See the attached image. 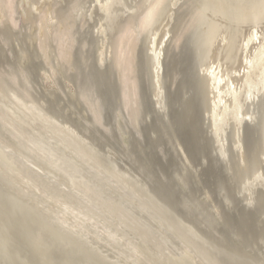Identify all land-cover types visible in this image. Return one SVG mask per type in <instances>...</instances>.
Segmentation results:
<instances>
[{"label":"bare ground","instance_id":"bare-ground-1","mask_svg":"<svg viewBox=\"0 0 264 264\" xmlns=\"http://www.w3.org/2000/svg\"><path fill=\"white\" fill-rule=\"evenodd\" d=\"M29 19H30V22L27 23L26 21H28ZM68 19L70 21H68ZM75 24L78 25V29H81L82 27H86L87 28V29L85 28L86 31H88V33L91 35L92 40L94 41V44H95V50H93V53L95 51L96 56L91 51L90 52L92 55L89 53V49L93 43H91V46L89 44L84 45L83 44L84 41L82 40L80 42L82 43L81 46H79L80 43H78V45L76 46L77 48L79 46V49L84 50V48H86L85 46H87L86 49H88V53L90 54V55H86L87 52L85 51L86 54L84 55V53L82 52L84 55V58H82L81 60L83 61L84 59V62L88 64L93 59L95 60V57H96L97 64H94L96 62L94 61V63H91L92 67H93V64L95 66L97 65V67L98 65L100 67H103V66L113 67L111 68V70L114 69L117 71L116 73H113L114 71L112 70L113 72L111 74L113 75L117 73L119 74V80L117 78L119 86L117 84V87L120 88V90L116 87L117 92L119 93V100H118L119 103L117 102V100L116 102L119 104L118 106L121 110L120 113H122V115L127 118V119L126 118L124 119V117H122L123 118L122 120L129 121L130 127L132 126L131 128H133L134 127L133 125H135V123L137 122L139 123H137L136 125L141 123V126H142V123L145 120L140 122V119L138 118L140 116H142L143 119L146 118L145 114L146 113L149 114L151 112V109L149 106L147 108V106L143 102V104L146 106L145 107L143 105V108L145 107L148 111L150 110L149 112H147V110L145 109L146 113L144 114L145 117H143V115L141 114L142 110L140 109L141 107L140 105L142 104L141 102L144 101V99H147L148 97H149L148 102L151 108L153 109L152 112L157 113V115L163 117L166 120L172 116V111L175 112L176 109H179V106L182 108L184 105H189V104L196 105L198 103L199 106H196V108L197 110L199 108L200 116L202 120L200 122H202L204 127L203 126L201 127L199 125L198 119H196V121H198L197 124L194 123L195 118L197 117L194 118L192 116H194L193 114L195 113L190 115L192 118H194V121L191 119V122L193 121L192 123H194L195 125H199V127L205 129L207 137L202 136V134H199V135L202 136L203 138H206V139L208 138V140L210 141V143L209 142L208 143L211 144V152L214 154L213 156H215L219 164L221 162V164H224V167L226 166V170H227V167H229L231 171L232 170L234 171L235 176L231 173V171L230 173L234 177H236L237 195L241 199V202L244 203V206L246 208H252L256 204L260 205L261 203L260 201L264 198V0H0V31L6 27L5 29L8 28L13 32V33L11 32L12 33L11 36L13 34H16V37L15 35L12 37H14V39L17 38L16 39L17 41L15 40V42L17 43L18 47H21L19 49L20 54H18V51L16 52L20 58H22L23 55L26 54V52L28 54L29 51L27 50H29L28 49L29 47H26V46H28L27 40H29V42H32V46L34 45L35 47L34 50L36 51L37 55L43 57L44 60L48 58L47 57L48 53L56 50V54L55 52H53L56 57V61L68 59V61L70 62L71 56L69 55V53L72 54L73 51L75 50L74 49L72 52H70L71 51L70 49L72 45H74L73 42L76 40V38L78 39V36H79V35L76 36V38H74L75 40L72 39L73 42H71L72 35L78 32V30L77 32L75 30V32L71 34L73 30L72 26L74 25L75 27L76 26ZM7 32L10 33L9 30ZM80 32L81 30H79V33ZM3 34H6V33H3ZM83 34H82V37L85 36V39H86L88 36L86 37V35H83ZM0 35H2V33ZM88 40L90 41L91 39H88ZM25 41L27 44L25 43ZM32 46L30 47L32 48ZM48 47H50L53 50H50L49 48V52H47ZM7 48H9V46ZM77 48L76 50H79ZM91 48L94 49V46ZM11 50H13V48ZM14 50L16 51V48H14ZM82 50H79V51H82ZM33 53L31 55H33ZM36 53H35V56H36L35 58L37 59ZM77 53L80 56L82 55V53L81 54L79 52ZM51 54L52 53H50V55ZM10 55H13V53L11 52ZM93 55L95 57L91 60ZM87 56H90V57L87 58ZM51 57H54V56L52 55ZM18 58L16 57L15 59L18 61ZM23 58L27 60L28 56L26 55ZM33 58L34 57H32V60ZM86 58L88 60H86ZM30 60H31V57H30ZM40 60L42 61L41 64H43L42 58ZM19 61H21V59H19ZM48 61L49 60H47V62ZM7 62L8 61H6V64ZM57 62L60 63V61H57ZM64 62L66 63L67 61H63V63ZM81 62H78V63L81 64ZM63 63L61 61L60 66ZM37 64H39V62ZM51 65L49 67H51V70H52V68L55 66L52 65L53 66L52 67ZM64 66L65 64H63V68ZM42 67L40 70L43 69L42 71L45 74L44 75L45 81L47 80L49 81L52 77V76L50 77L49 75L50 68L48 67L49 69L48 68L45 69L47 65L45 68L44 67L42 68ZM78 67L79 66H77L76 68L78 69ZM181 67H183L184 70H187L189 75L186 73L184 74V72L179 73V71L182 70V69H179ZM5 68L7 69V67ZM86 68L88 69V67ZM70 69L71 68H68L67 71L70 72ZM97 70L99 69L97 68L92 71H97ZM55 71L52 73H57V70ZM5 72H8V71H5ZM11 72L13 73V71ZM108 72H109V69H108ZM138 74L142 76L145 87H142V84L139 85V82L141 81H139L140 76L138 77ZM113 75H110V76H113ZM185 75H187L188 78L189 77L193 78L194 83H195L193 86H190L192 85L190 84L191 81H189L188 83L190 84L189 85L190 87H187L186 84L185 86L182 83L183 78H185L183 82H187L188 80V78ZM60 76H61V73L59 77ZM59 77H54L57 79H54L53 82L55 80L58 81ZM109 77L107 78L110 79ZM35 79L33 81L31 78L33 82H36ZM114 79L116 78H114L113 76L112 80ZM18 80H21V79L19 78ZM96 80H98V78ZM57 81L54 82L56 86L62 85L60 83L57 85L56 84ZM67 81H72V80L68 79ZM73 81L74 83H72V85L73 84L77 85L75 83V80ZM110 82L111 80L109 81V83ZM68 83L71 84V82H68ZM82 84L83 83H81V85ZM85 84L87 83H84V85ZM105 84L106 86L108 85L107 83ZM75 85H73V87ZM15 86H18V85H15ZM64 86L63 88H61V92H62V89H63V92H65ZM109 86H111V83L109 84ZM112 86H113V90L115 91V88H114L115 82L112 83ZM87 87L85 86L84 90ZM92 87L90 86L91 89ZM141 87L142 89L144 88L145 92L148 95L146 98L144 97L146 94H144L143 90H140ZM79 88L78 89L77 87L75 88L76 92L77 90H80ZM13 89L11 90V88H9L7 90L9 93L8 98H7L8 102H5V100L1 101L0 99V126H1L0 128H2L5 131V133L8 135V137H11L16 144V147H13L10 145V143H7L6 140L0 141V220H1L0 222H1V225L2 224L4 225V228L2 229L1 227L3 226L0 225L1 226L0 227V250L4 252L6 251L7 253H9L11 252L10 247H12V245H13L12 249L13 248L16 249L18 246V248L23 247V250L25 251L24 245H25V248L28 249V250L26 249L27 251L25 252H23V250L22 251L20 250L19 252L21 254H18L19 253L17 252L18 249L16 251L13 250L15 251L14 256H13L14 252L13 251L11 252L12 255L11 257L10 256L9 257L12 261H14L13 262L14 264H20V260L24 258V255H25L24 253H27V252H28L27 256L26 255L25 256L28 258V254H29V258H31L34 255L32 258L34 262L36 261L35 262L36 264L47 263L48 261L43 263L46 260V258H49V259L51 258L52 261H54V259L57 260V262L54 261L55 264H145V263H148V264H233L236 262L238 264H242L241 260L237 256L229 260V256H228L229 254L221 250L222 248L218 249L215 244L211 243L208 240L207 237H204L206 234L203 236L202 235L203 233H201L199 229L195 228L196 227L195 225L194 227L192 226V223L189 224L188 221L183 219V217L180 216V215H183L181 214L180 211H178L180 212L179 214L177 213V211L175 212L173 211V209L171 210L167 205H164V201L162 204L161 203L162 200L159 201L151 193L146 183H143L140 179H138V177L135 176L136 174L132 175L133 171L128 170V167L126 166V164L125 166L123 165V167H121V165L118 163L119 160L117 159L118 160L117 161L115 159V155H113L112 153V147L115 149L116 147L112 145V147L107 146L108 148L106 147V150L103 148L102 150L101 148L100 150L97 149L96 146L99 145L101 142L99 141L100 142L99 144L96 143V146L92 145L91 142L88 141L87 137L83 136L82 133L78 131V129L72 124L73 118L69 119L72 122L69 120L68 122L67 120L65 119L63 120L62 118L60 119L58 116L54 115V113L52 114L50 113V111L49 112L47 111L46 104L44 106L45 108L42 106L43 104L41 103L43 101L37 102V99L36 101H34L35 100L34 98H33L34 100H32V98L25 99L23 98L24 95L22 96L21 92L20 93L17 92L15 90L16 88L14 90ZM53 90L51 91L53 92ZM87 90L88 88L86 89V91ZM95 90L92 89L93 91L92 92L89 89V92H92L93 95L88 94V92L85 91V94L83 95V92H82L80 97L81 99H83V102L87 104V106L89 105L88 110L91 112V116H92V117L89 116V119L92 118L91 120L94 123V125L95 124L98 125V126L95 125L97 127L96 129H100L99 125L103 127V125L101 124L102 123L101 121H103L101 118L103 117H101L102 115L99 114V111H100L99 109L101 108L100 107L97 108V107L102 101L100 103H97L99 101L95 99L97 101L95 102V100L93 99L96 97V96L93 97L95 95L94 94ZM107 90L108 88L105 91ZM51 91H49L50 96H51L50 94ZM140 91L142 93H140ZM54 92L53 94H55L56 96L58 92L56 93ZM67 93L69 94L68 91ZM114 93L111 92V94L113 95V98H115ZM181 94H183L182 97H181ZM46 95L48 96V94ZM77 95L75 96L73 95L72 97L73 98L75 97L77 100L78 99L76 97ZM140 95L141 97L144 95L143 96L144 99H142L141 102H140L141 100ZM177 95H180V97L178 98ZM85 96L88 97V100L87 98H85ZM99 96L101 97L100 93H99ZM3 98L5 99V97ZM65 98H67V95ZM70 99L72 100V98ZM91 99H93L95 103H93V100ZM89 100H90V103H89ZM80 101L81 100H79L77 103H80ZM113 101H110L109 103L111 104V106L106 105L109 102V101L108 102L106 101L107 103L106 104L104 103L106 108L108 106L114 107ZM61 102L63 103V101ZM67 102L68 101H66V103ZM80 104H82V101ZM95 104H98L97 107ZM64 106L66 105L64 104ZM72 107H70V109ZM74 107L76 108V105ZM82 108L85 111L84 106H82ZM187 108H186V111H187ZM66 109H68V107ZM111 109H112L111 112H113V108ZM116 109L118 108L115 107V110ZM115 110L114 112L116 113ZM145 110L142 111V113L145 112ZM192 110H193V107H192ZM197 110L196 111L193 110V111L197 112ZM85 112H88V111H85ZM115 113L113 114L115 115ZM155 113H153V115ZM185 114L188 115V112ZM119 115L121 116V114ZM153 115L149 114V116H153ZM186 116H185V119L189 118L190 120V116L189 117H186ZM69 117L70 116L66 118L68 119ZM79 117L80 119L82 118L81 116ZM158 117L157 118L155 117V118L159 120ZM178 117L176 116V118ZM146 119H148V117ZM149 119H154V118L149 117ZM149 119L146 121L149 122ZM185 119L183 118L184 121ZM85 120H88V119H85ZM152 121L151 123L153 125L155 121L154 122ZM87 122H89V120ZM183 122H181L180 124H183ZM191 122L189 121V123ZM130 123L133 125H131ZM84 124L85 123H83V126H85L87 123L85 125ZM124 124L127 125L126 123ZM169 125H170V122H169ZM174 125L176 124H173V126ZM119 126H117V128ZM169 127H171V125ZM183 127H185V125ZM80 128H82V125ZM145 128H147V126H145ZM153 128L154 126H151L152 130ZM103 129L106 130V128L104 127ZM128 129L129 128H127L126 130L130 132L129 131L130 129L129 130ZM151 129L149 131H151ZM158 129L159 130L161 129L162 131V127ZM176 129H174L175 132H176ZM192 129L194 130V127L193 128L191 127L190 131ZM110 131L108 132L110 133ZM138 131H140V129ZM197 131H198V127H197ZM132 132H135V131H132ZM184 132L185 131H183V133ZM202 132L204 131L202 130ZM111 133L113 134L112 131ZM137 133L141 134L140 132H136V134ZM136 134H135V137L133 135V139L136 138ZM160 134L162 135V132ZM113 135L117 136L116 133ZM130 135L131 133L129 134V136ZM151 135L152 134H150V136ZM199 135L196 136V138L199 139L200 138ZM100 136H103V135L100 134ZM140 137H142V135L139 136V139ZM189 137L191 138L193 136L190 135ZM133 139L131 138V140ZM176 139L174 138V140ZM106 140L110 142L109 141L110 139H106ZM198 141L202 142L201 139H199ZM143 142L145 143L147 141H143ZM197 143L199 144V142ZM186 144L187 143H185V145ZM185 145L184 147L186 148V146L191 145V143L187 144L186 146ZM193 145L196 146V142ZM194 146L193 148L195 149ZM178 148H179V154L181 156L179 158H181V161L184 164L187 163L189 155L188 154H187L188 156L186 155L185 150L183 149L182 145H178ZM194 149L190 148L189 150L194 151ZM99 151L100 152L103 151V157H106L105 159L102 160L101 158L102 153L100 154ZM142 151H145V150H142ZM197 151L200 152V150H197ZM164 153L166 154L167 152H164ZM171 154H172V151H171ZM189 154L192 155L191 152ZM193 155L192 156L195 157V154ZM136 157H141V156L139 154ZM206 157H209V156H206ZM121 159L120 161L122 162ZM127 159L128 158L126 157L125 160ZM216 159L215 161L217 164ZM148 160H150V156ZM189 161L191 162L190 159ZM123 163H126V162L123 161ZM195 167H196V164H195ZM153 169L155 168L153 167ZM191 170H189V173ZM152 175L154 176V173ZM234 179L231 180V177H230L229 180L235 181ZM190 181L192 180H189L188 182ZM177 182H178V179H177ZM10 184H12L13 187L17 190L16 195L18 196L19 194L20 196V197L18 196L19 199L18 197L12 194H9V192H7L5 188L2 187L3 185L4 187L10 186ZM177 184H179V182ZM195 188H198V186ZM225 190L227 191V189H224L223 191L225 192ZM179 191H178V194H179ZM195 192L196 191H194V193ZM221 197L223 198L224 196H221ZM227 197L225 196V198ZM210 200L212 201V198ZM181 202L183 201L181 200ZM187 202L189 201L187 200L186 203ZM214 203L211 202L212 206ZM189 205L191 204H188V206ZM172 206L171 208H173ZM197 207H198V204H197ZM232 209L231 211H233ZM175 210H178V208ZM212 210L213 209H211V211ZM211 215H214L213 212H211ZM15 218L17 220L19 219V221L21 222L19 223L21 225L20 224L18 225V223L15 221ZM262 218L264 220V216ZM2 221L4 222L2 223ZM11 222L13 224L12 226L8 224ZM15 222L17 223V225H14ZM222 222H223V219H222ZM241 222H243V219ZM5 225L6 226L9 225V227L5 228ZM14 226L15 227L17 226V228H14ZM223 226H225V224ZM10 227H13V229H11ZM18 228H20L19 232L16 231L18 230ZM7 229L8 231L10 230L11 234L14 233V235L16 234L18 235V233H20V230H21L22 236L21 235H19V237L17 236L18 242L16 239L15 241L17 243H19V241H22V243L24 244L20 242L22 246H19L21 244H17V246L16 244L10 245L14 241V237H13V234L12 235L8 234ZM5 230L7 231L6 235H5ZM11 230L16 231L17 233L12 232ZM217 233L219 232L217 231ZM5 236L7 237V239ZM9 237L13 238V241L10 240ZM20 237L23 239H21ZM231 238H234V237H231ZM240 238L242 239V237ZM219 242L220 241H218V243ZM232 242L234 243L236 242V240L235 241L232 240ZM232 242L230 241V243ZM230 243L226 242V244L231 246ZM233 243H232L231 248L235 246V245L233 246ZM236 244H237V247H236L237 249L239 248L238 245H240L241 243L239 242V244L238 243ZM251 244H252V241H251ZM263 246H264V243H263ZM234 249L235 247L232 250ZM249 250H247L246 252H248ZM252 251L253 249L251 250V252ZM51 252L54 253V256L56 254V257L52 258L53 255L51 257V254H52ZM259 252H260V249H259ZM0 254L2 253L0 252ZM39 255L40 257L43 256L42 259L45 257L44 258L45 260L37 262L39 260L38 259L39 257L37 258V256ZM257 255H254L253 258H255V256ZM12 256L13 257L19 256L18 258H21V259H18L16 257L14 259ZM259 256L261 255L259 254ZM34 257H36L38 260ZM29 258H28V261H29ZM260 258H262V261H263V256H261ZM34 262H30L29 264H33ZM54 263L49 262V264H54Z\"/></svg>","mask_w":264,"mask_h":264},{"label":"rangeland","instance_id":"rangeland-1","mask_svg":"<svg viewBox=\"0 0 264 264\" xmlns=\"http://www.w3.org/2000/svg\"><path fill=\"white\" fill-rule=\"evenodd\" d=\"M68 21H70L69 19H68ZM27 23L28 22H30V19L28 20V21H26ZM32 23V22H31ZM76 25V24H75ZM72 26V25H71ZM77 27V28H76ZM4 28V27H3ZM6 28V27H5ZM2 29L1 31H0V34L2 33V35H0V36H2V37H0V47H2V48H0V51L2 52V54H1V52H0V99H1V101H3V100H5V102H8L7 101V98H8V89L9 88H11V90L14 88H16L15 90L17 91V92H21V94H22V96L24 95V97L23 98H28V99H30V98H32V100H34V101H36V99H37V102H39V101H43L41 104H43L42 106L44 107L45 106V104H46V108H47V111L49 112L50 111V113H54V115H56V116H58L60 119L62 118L63 120L65 119V120H69V119H72V121L71 120H69V121H71L72 122V124L78 129V131H80L81 133H82V135L83 136H85V137H87V139H88V141H90L91 142V144L92 145H94V146H96V143H100L99 145H97L96 146V148L97 149H99L100 150V148H101V150H102V148L103 149H105L106 150V147L108 146H110V147H112V145L114 146V147H116V149L115 148H113L112 147V153H113V155H115V159L118 161V163L121 165V167H123V165L125 166V164H126V166L128 167V170H130V171H133L132 172V175H135L136 177H138V179H140L143 183H146L147 185H148V187H149V189H150V191H151V193L159 200V201H161V203L163 204V201H164V205H167L171 210L173 209V211H177V213H179L180 214V212H181V214H183V215H180L181 217H183V219H185L186 221H188V223L190 224V223H192V226H194L195 228H197V229H199L200 230V232L201 233H203L202 235L204 236L205 234V236L204 237H207L208 238V240L211 242V243H213V244H215L216 245V247L218 248V249H221V250H223L224 252H226V253H228L229 255V260H231V259H233V258H235L236 256L241 260V262H242V264H264V255H263V253H264V246H263V243H264V220H263V216H264V198L260 201L261 203H260V205L259 204H256L254 207H252V208H246L245 206H244V203L243 202H241V199L238 197V195H237V183H236V177H234L235 176V173H234V171L232 170H230L229 169V167H227V170H228V172H227V170H226V166L224 167V164H221V162H220V164L222 165H220L219 164V162H218V160L215 158V156H213L214 154L211 152V144H209L210 143V141L208 140V138L206 139V138H203L202 136H206V132H205V129L204 128H201L202 126H203V124H202V122H200V121H202L201 120V116H200V111H199V108H198V110H197V108H196V106H199L198 105V103L195 105V104H189V105H184L182 108L179 106V109H176V111L178 112V114H177V112L175 111H172V116L169 118V119H164L163 117H161V116H159V115H157V113H155V112H152L153 111V109L151 108V106H150V104H149V100H148V98L147 99H144V97L146 98L148 95H147V93L145 92V90H144V88L142 89V87H145V85H144V82H143V79H142V76L141 75H139L138 74V77L140 76V79H139V81H141V82H139V85H141L142 84V87L140 88V90H143V92H144V94H146L144 97L142 96L141 97V95H140V98H141V100H140V102L142 101V99H144V101H142L141 103V107H140V109L142 110V111H144L146 108V106H147V108H148V106L150 107V109H151V112L149 113L150 115H153V113H155L153 116H149V114L148 113H146V110H145V112H143L142 113V111H141V114L143 115V117H145L146 116V118L148 117V119H149V117H151V118H154V119H149V122L148 121H146V120H148V119H146V118H142V116H140L138 119H140V122L141 121H144L143 123H142V126H141V123L140 124H138V125H136L137 123H139V122H137V123H135V125H133V124H131V125H133L134 127L133 128H131L130 127V125H129V121H124V120H122L123 118L122 117H124L123 115H122V113H120L121 112V110H120V108H119V102H118V100H119V93L117 92V84H118V86H119V83H118V80H119V74L117 73V74H111L113 71V73H116V71L117 70H114V69H112L111 70V68H113V67H109V66H107V67H105V66H103V67H100L99 65H98V67H97V65L95 66L94 64H97V61H96V55H95V51H94V53H93V50H95V44H94V41L92 40V37H91V35L88 33V31H86V27H82L81 29H78V25H76L75 27H74V25L72 26V32H71V34H73L74 32H75V30H76V32H77V30H78V34L77 33H74L73 35H72V37H71V40L73 39V40H75L74 38H76V36H78V39L76 38V40H78V41H74L73 42V40L71 41V42H73L74 43V45H72V47H74V48H72L71 47V51L70 52H72L74 49V51H73V53H75V54H73V55H75V56H73L71 53H69V55L71 56H68V57H70V62L68 61V59L67 60H57V61H60V63L59 62H57L56 61V57H55V55H54V53L53 52H55V54H56V50L55 51H53V52H50V53H52L51 55H50V53H48V55H47V57L49 58H47L46 60H44V58L43 57H41V56H39V55H37V53H36V51L34 50L35 49V47H34V45L32 46V42H29V40H27L28 41V46H26V47H29L28 49L29 50H27V51H29L28 52V54L30 55V57H31V60H30V57H29V55L27 54V52H26V54L25 55H23V57L24 56H28V59L26 60L25 58H20L19 57V55H17V51H18V54H20V52H19V49L21 48V47H18V45H17V43L15 42V40L17 39H14V37H12V36H14L15 35V37H16V34H13L12 36H11V34L13 33L10 29H8L9 31H10V33L9 32H7L8 30L7 29ZM80 28V27H79ZM86 28V29H85ZM3 30H4V32H3ZM79 30H81V32L79 33ZM84 30V31H83ZM6 31V32H5ZM83 31V32H82ZM12 32V33H11ZM87 33V34H85V33ZM3 33H6V34H3ZM84 33V34H83ZM8 34V35H7ZM76 34V35H75ZM82 34L83 35H86V37L88 38V39H91L90 41L87 39H85V36H83L82 37ZM3 35H4V37H3ZM7 37V39H6V37ZM10 38H9V37ZM91 38H90V37ZM12 37V38H11ZM19 37V36H18ZM3 38V39H2ZM83 38V39H82ZM10 39V40H9ZM27 39V38H26ZM81 40L82 41H84L83 42V44L85 45H87V44H89L90 46H91V43H93L92 44V46L91 47H93L94 46V49H92L91 47H90V49H89V53L91 54V52L95 55H93V57L91 58V60L95 57V60L93 59L91 62H89L88 64L86 63V62H84V59H83V61L81 60L82 58H84V55L86 54V52H87V54L86 55H90L89 53H88V49H86L87 48V46H85L86 48H84V50H82V49H79V46H81V44L82 43H80L81 42ZM86 40V41H85ZM2 41V42H1ZM17 41V40H16ZM10 42V43H9ZM77 42V43H76ZM90 42V43H89ZM25 43H26V41H25ZM30 43H31V45H30ZM78 43H80V45L78 46V48L76 47L77 45H78ZM4 44V45H3ZM13 44V45H12ZM27 44V43H26ZM70 44H72V43H70ZM6 45V46H5ZM9 46V48H7L8 46ZM5 46V47H4ZM15 46V47H14ZM21 46V45H20ZM24 46V47H25ZM30 46H32V48L30 47ZM25 47V48H26ZM89 47V46H88ZM5 48V49H4ZM13 48V50H11V49ZM14 48H16V51L14 50ZM32 50H31V49ZM49 48L50 47H48V50H47V52H49ZM76 48L77 49H79V50H82V51H79V50H76ZM8 49V50H7ZM4 50V51H3ZM50 50H53V49H51L50 48ZM7 51V52H6ZM9 51V52H8ZM15 51V52H14ZM76 51V52H75ZM86 51V52H85ZM91 51V52H90ZM4 52V53H3ZM11 52L13 53V55H10L11 54ZM34 52V53H33ZM77 52H79L80 54L83 52L84 53V55H83V53H82V57L77 53ZM10 53V54H9ZM33 53V55H31ZM35 53H36V55H37V59H38V61H37V59L35 58L36 56H35ZM3 54H4V56H3ZM2 55V56H1ZM15 55H16V57L18 58V61L15 59L16 57H15ZM54 56V57H51V56ZM92 55V54H91ZM50 56V57H49ZM73 56V57H72ZM8 57V58H7ZM11 59H10V58ZM32 57H34L33 58V60H32ZM42 58V60H43V64H41V58ZM75 57V58H74ZM76 57H77V59H76ZM81 57V58H80ZM86 57V56H85ZM88 57H90V56H87V58ZM40 58V59H39ZM55 60H54V59ZM74 58V59H73ZM80 60H79V59ZM86 58V60H88ZM8 59V60H7ZM19 59H21V61H19ZM24 59V60H23ZM10 60V61H9ZM13 60V61H12ZM35 60H36V62H35ZM40 60V61H39ZM47 60H49L48 62H47ZM74 60V61H73ZM79 60V61H78ZM6 61H8L7 62V64H6ZM33 61V62H32ZM46 61V62H45ZM54 61H56V62H54ZM61 61H62V63H63V61H67L68 62V64H67V62L65 63H63V64H65V66H64V68L66 69V71H65V69L63 68V64L60 66V64H61ZM75 61H77V62H75ZM83 63H82V62ZM94 61H96L95 63H94ZM17 62V63H16ZM39 62V64H37ZM52 62H53V64H52ZM78 62H81V64L80 63H78ZM31 63V64H30ZM34 63V64H33ZM47 63H49V64H47ZM77 63V64H76ZM84 63H86V64H84ZM91 63H94L93 64V67L91 66ZM35 64H36V66H35ZM44 64H46L47 65V67H46V65H44ZM53 66H55V67H53ZM70 64H72V65H70ZM81 66H80V65ZM28 65H30V66H28ZM32 65V66H31ZM52 66L55 70H57V73H52V72H54L55 70L52 68V70H51V67H49V66ZM68 65V66H67ZM74 65H76V66H74ZM85 65V66H84ZM87 65V66H86ZM9 66V67H8ZM22 66V67H21ZM25 66V67H24ZM27 66V67H26ZM46 67L45 69H47L48 67L50 68H48L50 71V73H49V75H50V77L52 76L53 77V75H54V77H59V75H60V73H61V78L59 77L58 78V81L57 80H55V81H57V85L60 83V84H62V85H58V86H56L55 84H54V82H53V80L54 79H57V78H54L53 77V79H52V77H51V79H52V81H51V79L48 81H45V74H44V72L42 71V70H40L41 69V67ZM58 66H59V68H58ZM73 66V67H72ZM77 66H79L78 67V69L76 68ZM89 66H90V68H89ZM3 67V68H2ZM5 67H7V69L5 68ZM15 67V68H14ZM18 67V68H17ZM31 67V68H30ZM37 68V70H36V68ZM42 67V68H43ZM63 69H62V68ZM86 67H88V69L86 68ZM99 69V70H97V71H92V70H95V69H97V68ZM104 67H105V69H104ZM9 68H11V69H9ZM14 68V69H13ZM26 68V69H25ZM33 68V69H32ZM58 68V69H57ZM68 68H71L70 69V72H71V74H70V72L69 71H67L68 70ZM82 68H84V69H82ZM94 68V69H93ZM103 69V70H101V69ZM4 69V70H3ZM16 69V70H15ZM39 69V70H38ZM82 69V70H81ZM108 69H109V72H110V74H109V72H108ZM179 69H182L181 71H179V73H183L184 72V74L186 73V74H188V71L187 70H184V68L183 67H181V68H179ZM25 70V71H24ZM33 70V71H32ZM54 70V71H53ZM60 72H59V71ZM79 70H81V71H79ZM83 70H85V71H83ZM5 71H8V72H5ZM11 71H13V73L11 72ZM40 73H39V72ZM64 73H63V72ZM88 71V72H87ZM102 71V72H101ZM186 71V72H185ZM2 72V73H1ZM10 72V73H9ZM14 72H15V74H14ZM28 72V73H27ZM34 72V73H33ZM36 72H37V74H36ZM48 72V71H47ZM56 72V71H55ZM66 72V73H65ZM87 74V76H86V74ZM107 72V73H106ZM17 73V74H16ZM30 73V74H29ZM69 73V74H68ZM74 73V74H73ZM77 75H76V74ZM140 73H142V72H140ZM2 74V75H1ZM11 74V75H10ZM27 74V75H26ZM53 74V75H52ZM63 74V75H62ZM68 74V75H67ZM5 75V76H4ZM8 76V78H10V79H8L7 78V76ZM22 76V78H21V76ZM25 75V76H24ZM34 75V76H33ZM66 75V76H65ZM74 75H76V76H74ZM107 75V76H106ZM110 75H113L114 76V78H116V79H114V80H112V77L113 76H110ZM189 75V74H188ZM4 76V77H3ZM13 76V77H12ZM18 76V77H17ZM36 76V77H35ZM37 76H39V77H37ZM73 76V77H72ZM78 76V77H77ZM83 76V77H82ZM110 76V77H109ZM186 77H187V75H185ZM2 77H3V79H2ZM7 79H6V78ZM15 77V78H14ZM24 77V78H23ZM28 79H27V78ZM66 77V78H65ZM72 79H71V78ZM103 77H105V78H103ZM107 77H109L110 79H108ZM21 79V80H18V79ZM31 78H32V80L34 81V79H35V81L36 82H33L32 80H31ZM42 78V79H41ZM44 78V79H43ZM75 78V79H74ZM94 78H98V80H96V79H94ZM117 78H118V80H117ZM188 78V77H187ZM190 78V79H189ZM188 78V80H187V82H183V80L185 79V78H183L182 79V83L185 85H187V87H190V86H193L195 83H194V80H193V78H191V77H189ZM68 79H70V80H72V81H67ZM100 79V80H99ZM102 79V80H101ZM106 79H107V81H106ZM6 80V81H5ZM14 80V81H13ZM16 80V81H15ZM17 80H18V82H17ZM24 80H25V82H24ZM45 82H44V81ZM64 80H66V81H64ZM73 80H75V83L78 85H75V84H73V85H75L76 87H77V89L79 88L80 90H77V92H76V87L74 86L73 87V85H72V83H74V81ZM93 80V81H92ZM111 80V86H109V81ZM5 81V82H4ZM22 81V82H21ZM29 81V82H28ZM39 81V82H38ZM43 81V82H42ZM62 81H64V82H62ZM95 81V82H94ZM99 81V82H98ZM115 82V91L113 90V86H112V83L113 82ZM117 81V82H116ZM189 81H191L190 82V84H192V85H190V84H188L189 83ZM13 82H14V84H13ZM16 82V83H15ZM38 82V83H37ZM68 82H71V84L70 83H68ZM98 82V83H97ZM20 83V84H19ZM43 83V84H42ZM64 83V84H63ZM81 83H83L82 85H81ZM84 83H87V84H85L84 85ZM95 83V84H94ZM102 83V84H101ZM105 83H107L108 85L106 86V84ZM181 83V82H180ZM181 83V84H182ZM51 84V85H50ZM96 84H98V85H96ZM105 84V85H104ZM5 85V86H4ZM14 85V86H13ZM15 85H18L19 86V88H18V86H15ZM65 85V86H64ZM84 85V86H83ZM87 85H88V87H87ZM92 87V85H93V87H92V89H94L95 90V88H96V90L94 91L95 93V95L93 96V97H97V96H99V93H100V95H101V97L99 98V97H95V98H93L94 100L96 99L97 101H99V102H97L96 100H95V102H97V103H100L101 101V103L98 105V104H95L96 105V107H97V105H98V107L97 108H101V109H99L98 111H99V114H101L102 116L101 117H103V118H101L103 121H101L102 123V125H103V127L104 128H106V130H107V132H106V130L105 129H103V127H101L100 125H99V127H100V129H96L97 127L96 126H98V125H94V123L92 122V118H90L89 119V116L90 117H92L91 116V112L88 110V106H87V104L86 103H84L83 102V99H81V97H80V95H81V93L83 92V95L85 94V91H86V89L88 88V90L86 91V92H88V94H92V89L90 88V86ZM96 85V86H95ZM144 85V86H143ZM185 85V86H186ZM190 85V86H189ZM8 86V87H7ZM30 86V87H29ZM43 86V87H42ZM63 86H64V90H65V92H63V89H62V92H61V88H63ZM72 86V87H71ZM85 86L87 87L85 90H84V88H85ZM95 86V87H94ZM104 86H106V87H104ZM55 87V88H54ZM68 89H66V88ZM82 87V88H81ZM105 89H104V88ZM110 87H111V89H110ZM117 87V88H116ZM60 88V89H59ZM108 88V90L107 91H105L106 89ZM13 89V90H14ZM31 89V90H30ZM35 89V90H34ZM46 89V90H45ZM53 89H55V90H53ZM89 89H90V91H92V92H89ZM104 89V90H103ZM119 90H120V88H118ZM10 90V91H11ZM38 90V91H37ZM51 90H53V92L54 93H56V92H58V94H56V96H55V94H53V92L51 91ZM60 90V91H59ZM74 90H75V92H74ZM83 90V91H82ZM99 90V91H98ZM110 90V91H109ZM113 90V91H112ZM118 90V91H119ZM9 91V92H10ZM49 91H51V96H53V97H51L50 95H49ZM67 91L69 92V94L67 93ZM73 91V92H72ZM81 91V92H80ZM98 91V92H97ZM110 93H109V92ZM4 92V93H3ZM79 92H80V94H79ZM97 92V93H96ZM111 92H115L114 93V97L116 98H113V95L111 94ZM117 92V93H116ZM3 93V94H2ZM7 93V94H6ZM41 93V94H40ZM43 93V94H42ZM45 93V94H44ZM60 93V94H59ZM67 93V94H66ZM109 93V94H108ZM140 93H142L141 91H140ZM20 94V95H21ZM27 94V95H26ZM39 94V95H38ZM46 94H48V96L46 95ZM53 94V95H52ZM61 94H63V95H61ZM75 96V95H77L76 97L78 98L77 100H76V98L74 97H72L73 95ZM87 94V93H86ZM87 94V95H88ZM111 94V95H110ZM118 94V95H117ZM6 95V96H5ZM29 95V96H28ZM38 95V96H37ZM45 97H44V96ZM66 95H67V98H65L66 97ZM72 95V96H71ZM86 95V96H87ZM93 95V94H92ZM182 95L183 94H181V97H182ZM41 96H42V98H41ZM61 96H62V98H61ZM63 96H64V98H63ZM69 96H70V98H72V100L69 98ZM85 96V98H87V100H88V97H86ZM3 97H5V99L3 98ZM38 97V98H37ZM41 98V100H40V98ZM47 97V98H46ZM102 97H103V99H102ZM117 97H118V99H117ZM177 97L179 98L180 97V95H177ZM176 97V98H177ZM34 98V99H33ZM59 98H60V100H59ZM39 99V100H38ZM67 99V100H66ZM74 99V100H73ZM93 99H91V100H93ZM102 99V100H101ZM79 100H81L82 101V104H80L81 103V101H80V103H77ZM86 100V99H85ZM94 100H93V103H95L94 102ZM108 102H106V101ZM114 100V101H113ZM116 100H117V102H116ZM49 101H51V102H49ZM61 101H63V103L61 102ZM66 101H68L67 103H66ZM104 101V102H103ZM110 101H113V104H114V107H110L111 106V104H109L110 103ZM58 102V103H57ZM88 102V101H87ZM143 102H144V104L146 105H144L143 104ZM51 103H52V105H51ZM68 103H70V104H68ZM74 103H75V105H76V108L74 107L75 105H74ZM89 103H90V100H89ZM104 103L106 104V105H110V106H108L107 108L109 109H107L106 108V106L104 105ZM112 103V102H111ZM115 103H116V105H115ZM58 106H57V105ZM62 104V105H61ZM64 104L66 105V106H64ZM77 104H78V106H77ZM69 105V106H68ZM84 106V109H85V111H88V112H85L84 110H83V108H82V106ZM143 105L145 106L144 108H143ZM49 106V107H48ZM53 106V107H52ZM62 106V107H61ZM73 106V107H72ZM86 106V107H85ZM113 106V105H112ZM189 106V107H188ZM68 107V109H66V108ZM70 107H72L71 109H70ZM103 107V108H102ZM110 107V108H109ZM115 107H117L118 109H116L115 110ZM188 107V108H187ZM192 107H193V110H197V112L199 113H197V112H195V111H193L192 110ZM45 108V107H44ZM50 108H51V110H50ZM53 108V109H52ZM81 108V109H80ZM111 108H113V112H111L112 111V109ZM181 108V109H180ZM186 108H187V111H186ZM189 108H191V109H189ZM196 108V109H195ZM59 111H58V110ZM76 109V110H75ZM104 109V110H103ZM111 109V110H110ZM184 109H185V111H184ZM65 110V111H64ZM114 110L116 111V113L114 112ZM118 110V111H117ZM183 110V111H182ZM60 111H62V112H60ZM64 111V112H63ZM72 111H74V112H72ZM83 111H84V113H83ZM104 113H103V112ZM150 111V110H149ZM148 110H147V112H149ZM182 113H181V112ZM75 112H77V113H75ZM89 112H90V114H89ZM100 112H102V113H100ZM108 114H107V113ZM179 112H180V114H179ZM188 112V115L187 114H185V113H187ZM81 113V114H80ZM86 113H87V115H86ZM113 113H115V115L113 114ZM148 114V115H146V114ZM175 113V114H174ZM191 113V114H190ZM193 113H195V114H193ZM197 113V114H196ZM58 114H60V115H58ZM79 114V115H78ZM119 114H121V116L119 115ZM144 114H145V116H144ZM174 114V115H173ZM177 114V115H176ZM182 114V115H181ZM194 115V116H192V117H197V118H195V121H194V118H192L190 115ZM65 115V116H64ZM105 115V116H104ZM112 115H114V116H112ZM155 115H157V116H155ZM178 115H179V117H178ZM184 115V116H183ZM187 115V116H186ZM196 115V116H195ZM198 115V116H197ZM68 116H70L68 119L66 118V117H68ZM79 116H81L82 118L80 119V117ZM108 116V117H107ZM159 116V117H158ZM176 116L178 117V118H176ZM185 116L186 117H189L190 116V120H189V118H186L185 119ZM65 117V118H64ZM86 117V118H85ZM158 117L159 118V120L158 119H156V118ZM161 117V118H160ZM181 117V118H180ZM200 117V118H199ZM79 118V119H78ZM84 118V119H83ZM126 117H124V119H125ZM173 118V119H172ZM183 118L185 119V121L183 120ZM85 119H88L89 120V122H87L88 120H85ZM113 119V120H112ZM114 119H116V120H114ZM119 121H118V120ZM127 119V118H126ZM161 119H162V121H161ZM164 119V120H163ZM171 119V120H170ZM176 119V120H175ZM185 122H183L182 120ZM191 119L194 121V123L195 124H197V122L198 121H196V119H198L199 120V125L201 126V127H199V125H195L194 123H192L191 122ZM76 120V121H75ZM91 120V121H90ZM106 120H107V122H106ZM152 120H154L155 121V123L156 122H158V123H154L153 125H152V123H151V121ZM167 122H166V121ZM178 120H179V122H178ZM68 121V122H69ZM75 121V122H74ZM77 121H79V122H77ZM82 121V122H81ZM115 121V122H114ZM124 121V122H123ZM139 121V120H138ZM154 121H152V122H154ZM186 121H188V122H186ZM189 121L191 122V123H189ZM70 122V123H71ZM81 122V123H80ZM112 122V123H111ZM121 122V123H120ZM148 122V123H147ZM169 122H170V125H171V127H169L170 125H169ZM181 122H183V124H180ZM78 123V124H77ZM83 123H87L85 126H83ZM91 125H90V124ZM108 123V124H107ZM110 123V124H109ZM114 123V124H113ZM115 123H116V125H115ZM124 123H126L127 125H125ZM146 123V124H145ZM149 123H150V125H149ZM166 123V124H165ZM171 123H173V124H176V125H174L173 126V124H171ZM157 124H158V126H157ZM165 124V125H164ZM167 124H168V126H167ZM192 124H194V125H192ZM202 124V125H201ZM81 125H82V128H80L81 127ZM88 125H90V126H88ZM111 125V126H110ZM119 125H121V126H119ZM162 125H164V126H162ZM185 125V127H183ZM79 126V127H78ZM87 126V127H86ZM95 128H94V127ZM105 126H107V127H105ZM117 126H119L118 128H117ZM145 126H147V128H145ZM149 126V127H148ZM151 126H154V128H153V130L151 129ZM167 126V127H166ZM179 126V127H178ZM187 126H188V128H187ZM190 126V127H189ZM198 127V131H199V129H200V131L198 132L197 131V127ZM1 127V126H0ZM112 129H111V128ZM121 127V128H120ZM127 129V128H129L128 130L130 131V132H128L125 128ZM144 129H143V128ZM162 127V131H161V129L159 130L158 128H161ZM172 127H173V129H172ZM175 127V128H174ZM191 127L193 128L194 127V130L192 129L191 131H190V129H191ZM204 127V126H203ZM93 128V129H92ZM102 128V129H101ZM114 128V129H113ZM157 128V129H156ZM166 130H165V129ZM169 128V129H168ZM177 128V129H176ZM179 128V129H178ZM185 128H187V129H185ZM110 129H111V131L113 132V134H117V136L116 135H113L112 133H111V131H110ZM140 129V131H138ZM144 131H142V130ZM151 129V131L152 132H154V133H152L151 131H149ZM174 129H176V132H175V130ZM185 129V130H184ZM99 130V131H98ZM103 130V131H102ZM117 130V131H116ZM124 130H125V132H124ZM157 130H158V132H157ZM165 130V131H164ZM168 130V131H167ZM202 130L204 131V132H202ZM108 131H110V133L108 132ZM123 131V132H122ZM132 131H135V132H132ZM155 131H156V133H155ZM162 132V135L160 134L161 132ZM167 131V132H166ZM172 131V132H171ZM174 131V132H173ZM183 131H185L184 133H183ZM190 131V132H189ZM193 131V132H192ZM194 131H196V132H194ZM96 132V133H95ZM102 132V133H101ZM115 132V133H114ZM119 132V133H118ZM126 132H128V133H126ZM136 132H140L141 134H139V133H137L136 134ZM188 132V133H187ZM101 135H103V136H100V134ZM122 133H123V135H122ZM126 133V134H125ZM131 133V135L129 136V134ZM136 134V138H134L133 139V135H134V137H135V134ZM149 133V134H148ZM160 135H159V134ZM167 135H166V134ZM172 133V134H171ZM174 133V134H173ZM181 133V134H180ZM189 133H190V135L191 136H193V137H189L190 135H189ZM194 133H196V134H194ZM98 134V135H97ZM109 134V135H108ZM139 134V135H138ZM150 134H152L151 136H152V138H151V136H150ZM164 134V135H163ZM169 134V135H168ZM171 134V135H170ZM183 134V135H182ZM199 134H202V136H200ZM113 135V136H112ZM138 135V136H137ZM142 135V137H140V139H139V136H141ZM181 135V136H180ZM188 135V136H187ZM199 135V139H201V141L203 142H205L206 140V142L205 143H207V144H205L204 142L202 143V142H200V141H198L199 139L198 138H196V136H198ZM105 136V137H104ZM108 136V137H107ZM115 136H116V138H115ZM158 136V137H157ZM163 136V137H162ZM179 138H177V137ZM183 136H185V137H183ZM0 141H2V140H6L7 141V143H10V145L11 146H13V147H16V144H15V142H14V140L11 138V137H8V135L5 133V131L2 129V128H0ZM127 137V138H126ZM138 137V138H137ZM154 137V138H153ZM161 137V138H160ZM195 137V138H194ZM202 137V138H201ZM207 137V136H206ZM4 138V139H3ZM112 138H114V139H112ZM121 138V139H120ZM122 138H124V139H122ZM129 138H130V140H131V138L133 139V140H129ZM174 138L177 140H174ZM183 138H184V140H183ZM190 138V139H189ZM95 139V140H94ZM98 139V140H97ZM105 139V140H104ZM106 139H110L109 141L110 142H108V140H106ZM120 139V140H119ZM140 140V142H139V140ZM147 139V140H146ZM168 139V140H167ZM181 139V140H180ZM188 139V140H187ZM11 140H13V141H11ZM116 140V141H115ZM118 140V141H117ZM127 140V141H126ZM162 140H164V141H162ZM174 140V141H173ZM187 140V141H186ZM192 140V141H191ZM197 140V141H196ZM100 141V142H99ZM107 141V142H106ZM130 141V142H129ZM132 141H134V142H132ZM136 141V142H135ZM143 141H147V142H143ZM149 141H150V143H149ZM139 142V143H138ZM143 142V143H142ZM165 142V143H164ZM178 142V143H177ZM195 142H196V146H194L193 144H195ZM197 142H199V144L197 143ZM209 142V143H208ZM104 143V144H103ZM110 143V144H109ZM116 143V144H115ZM119 143H121V144H119ZM167 143V144H166ZM183 143V144H182ZM185 143H187V144H190L191 143V145H185ZM109 144V145H108ZM137 144V145H136ZM142 144V145H141ZM145 144V145H144ZM197 144H198V146H197ZM201 144V145H200ZM203 144H204V146H203ZM208 144H209V146H208ZM105 145V146H104ZM120 145V146H119ZM168 145V146H167ZM176 145V146H175ZM178 145H182V147H183V149L185 150V153H186V155L188 156V162L187 163H183L182 161H181V158H179V157H181L180 156V154H179V148H178ZM184 145L186 146V148L184 147ZM195 147V149L193 148V146ZM200 145V146H199ZM207 145V146H206ZM119 146V147H118ZM122 146H123V148H122ZM137 146H138V148H137ZM153 146V147H152ZM163 146V147H162ZM192 146V147H191ZM105 147V148H104ZM107 147V148H108ZM118 147V148H117ZM131 147V148H130ZM135 149H133V148ZM162 147V148H161ZM171 147V148H170ZM176 147H177V149H176ZM198 147H199V149H198ZM202 147V148H201ZM207 147V148H206ZM130 148V149H129ZM145 148V149H144ZM150 148V149H149ZM154 148V149H153ZM162 150H161V149ZM166 148V149H165ZM190 148H192V149H194V151L193 150H189ZM201 148V149H200ZM113 149H115V150H113ZM119 149V150H118ZM141 149V150H140ZM153 149V150H152ZM159 149V150H158ZM169 149H171V150H169ZM175 149V150H174ZM209 149V150H208ZM104 150V151H105ZM121 150V151H120ZM128 150V151H127ZM132 150V151H131ZM142 150H145V151H142ZM147 150V151H146ZM149 150H150V152H149ZM156 150H157V152H156ZM166 150V151H165ZM188 150V151H187ZM197 150H200V152L199 151H197ZM137 151V152H136ZM140 153H139V152ZM161 151V152H160ZM171 151H172V154H171ZM178 153H177V152ZM209 151V152H208ZM100 152V151H99ZM132 152V153H131ZM134 152H136V153H134ZM164 152H167L166 154L164 153ZM169 152V153H168ZM188 152V153H187ZM191 152V154L193 155V154H195V157H193L192 155H190L189 153ZM193 152V153H192ZM199 152V153H198ZM102 153V154H101ZM137 153H138V155L140 154V156L142 157H136V156H138L137 155ZM153 153V154H152ZM156 153V154H155ZM164 153V154H163ZM177 153V154H176ZM196 153H198V154H196ZM202 153V154H201ZM207 153V154H206ZM210 153H212V154H210ZM100 154H101V158H102V160L103 159H105L106 157H103V151H101L100 152ZM126 154V155H125ZM142 154V155H141ZM162 154V155H161ZM200 154V155H199ZM206 154V155H205ZM135 155V156H134ZM144 155V156H143ZM146 155V156H145ZM150 156V160H148L149 159V156ZM153 155V156H152ZM170 155V156H169ZM178 157H177V156ZM161 156H163V157H161ZM192 158H191V157ZM196 156H197V158H196ZM202 156V157H201ZM206 156H209V157H206ZM126 157L128 158L127 160H125L126 159ZM130 157V158H129ZM144 157V158H143ZM172 157V158H171ZM122 158V159H121ZM124 158V159H123ZM135 158H136V160H135ZM140 158V159H139ZM156 158H157V160H156ZM170 158V159H169ZM181 161H179L178 159ZM120 159L122 160V162L120 161ZM143 159V160H142ZM145 159V160H144ZM169 159V160H168ZM174 159V160H173ZM189 159L191 160V162L189 161ZM193 159V160H192ZM196 159V160H195ZM215 159L217 160V164H216V161H215ZM138 160H139V162H138ZM156 160V161H155ZM123 161L124 162H126V163H123ZM132 161V162H131ZM138 163H137V162ZM142 161V162H141ZM143 161H144V163H143ZM150 161V162H149ZM155 161V162H154ZM158 161V162H157ZM197 161V162H196ZM199 161V162H198ZM121 162V163H120ZM146 162V163H145ZM190 162V163H189ZM123 163V164H122ZM142 163H143V165H142ZM148 163V164H147ZM150 163H152V164H150ZM193 163H195L196 164V167H195V164H193ZM148 166H147V165ZM150 164V165H149ZM178 164V165H177ZM184 164V165H183ZM202 164V165H201ZM204 164V165H203ZM134 165V166H133ZM141 167H140V166ZM156 165V166H155ZM165 165V166H164ZM190 165V166H189ZM192 165H193V167H192ZM217 165V166H216ZM219 165V166H218ZM138 166V167H137ZM145 166V167H144ZM152 166V167H151ZM167 166V167H166ZM184 166H185V168H184ZM188 166H189V168H188ZM213 166V167H212ZM153 167L155 168V169H153ZM195 167V168H194ZM217 167V168H216ZM130 168V169H129ZM148 168H149V170H148ZM152 168V169H151ZM175 168V169H174ZM195 170H194V169ZM135 169V170H134ZM137 169V170H136ZM187 169H189V170H191L190 171V173H189V170H187ZM224 169V170H223ZM154 170H155V172H154ZM160 170V171H159ZM221 170V171H220ZM150 171V172H149ZM158 171V172H157ZM163 171V172H162ZM174 173H173V172ZM226 171V172H225ZM230 171H231V173L234 175H232L231 173H230ZM159 172H161V173H159ZM177 172H178V174H177ZM151 173V174H150ZM154 173V176L152 175ZM197 173V174H196ZM138 174V175H137ZM170 174H172V175H170ZM180 174V175H179ZM198 174H199V176H198ZM158 175V176H157ZM178 175V176H177ZM152 176V177H151ZM191 176V177H190ZM201 176H202V178H201ZM231 177V180H233L234 178V180L235 181H230L229 179H230V177ZM143 177H144V179H143ZM160 177V178H159ZM164 177V178H163ZM169 177V178H168ZM191 179H190V178ZM229 177V178H228ZM174 178V179H173ZM199 178V179H198ZM225 178V179H224ZM157 179H159V180H157ZM177 179H178V182H179V184L180 185H182V186H180L179 184H177L178 182H177ZM212 179V180H211ZM227 179H228V181H227ZM147 180V181H146ZM162 180V181H161ZM165 180V181H164ZM171 180H173V181H171ZM189 180H192V181H190V182H188ZM154 181V182H153ZM202 183H201V182ZM226 181V182H225ZM149 182V183H148ZM171 184H170V183ZM223 182V183H222ZM199 183V184H198ZM201 183V184H200ZM161 184V185H160ZM175 184V185H174ZM177 184V185H176ZM187 184V185H186ZM189 184H191V185H189ZM206 184V185H205ZM215 184V185H214ZM167 185V186H166ZM184 185V186H183ZM200 185V186H199ZM210 185V186H209ZM227 185V186H226ZM230 185V186H229ZM198 186V188H195V187H197ZM204 187V188H202V187ZM3 188H5V190L7 191V192H9V194H12V195H14V196H16V197H18L19 196V194H18V196L16 195V189L13 187V185L12 184H10V186H7V187H4V185L2 186ZM162 187H163V189H162ZM173 187V188H172ZM174 187H175V189H174ZM178 187H180V188H178ZM189 187V188H188ZM215 187V188H214ZM225 187V188H224ZM231 187V188H230ZM236 187V188H235ZM165 188H167V189H165ZM186 188V189H185ZM207 188V189H206ZM229 188V189H228ZM235 190H234V189ZM181 189V190H180ZM199 189H200V191H199ZM205 189V190H204ZM224 189H227V191L225 190V192L223 191ZM171 192H170V191ZM174 190H175V192H174ZM180 190V191H179ZM213 190V191H212ZM222 192H221V191ZM178 191H179V194H178ZM186 191V192H185ZM193 191V192H192ZM194 191H196L195 193H194ZM198 191V192H197ZM11 192V193H10ZM165 192V193H164ZM199 192H201V193H199ZM210 192V193H209ZM214 192V193H213ZM220 192V193H219ZM227 192V193H226ZM233 192V193H232ZM236 192V193H235ZM15 193V194H14ZM203 193H204V195H203ZM230 193V194H229ZM232 194V195H231ZM175 195V196H174ZM180 195H181V197H180ZM209 195V196H208ZM213 195V196H212ZM237 195V196H236ZM173 196V197H172ZM184 196H186V197H184ZM189 196H190V198H189ZM194 196H196V197H194ZM218 196H220V197H218ZM221 196H224L223 198L221 197ZM225 196L227 197V198H225ZM233 196V197H232ZM20 197V196H19ZM19 197H18V199H19ZM160 197V198H159ZM194 197V198H193ZM215 197V198H214ZM170 198V199H169ZM172 198V199H171ZM173 198H174V200H173ZM180 198V199H179ZM187 198H189V199H187ZM193 198V199H192ZM199 198V199H198ZM204 198V199H203ZM206 198V199H205ZM212 198V201L210 200ZM230 198V199H229ZM232 198V199H231ZM179 199V200H178ZM203 199V200H202ZM230 201H229V200ZM239 199V200H238ZM171 200V201H170ZM173 200V201H172ZM176 200V201H175ZM178 200V201H177ZM181 200L183 201V202H181ZM189 201V202H187L186 203V201ZM198 200V201H197ZM215 200V201H214ZM217 200V201H216ZM220 200H222V201H220ZM227 200H228V202H227ZM20 201V200H19ZM168 202V203H167ZM177 204H176V203ZM181 202V203H180ZM192 202V203H191ZM194 202H196V203H194ZM211 202L212 203H214L213 204V206H212V204H211ZM217 202V203H216ZM218 202H219V204H218ZM224 202V203H223ZM232 202V203H231ZM175 203V204H174ZM186 203V204H185ZM238 203H239V205H238ZM170 204H171V206L173 207V208H171V206H170ZM180 204V205H179ZM188 204H191V205H189L188 206ZM197 204H198V207H197ZM235 204V205H234ZM241 204V205H240ZM175 205V206H174ZM178 205V206H177ZM211 205V206H210ZM216 205V206H215ZM219 205V206H218ZM224 207H223V206ZM205 206H206V208H205ZM236 206H237V208H236ZM239 206V207H238ZM259 206V207H258ZM263 206V207H262ZM182 207V208H181ZM189 207H191V208H189ZM202 207V208H201ZM214 207V208H213ZM219 207V208H218ZM228 207V208H227ZM178 208V210H175V209H177ZM184 208V209H183ZM199 210H197V209ZM204 208H205V210H204ZM222 208V209H221ZM227 208V209H226ZM233 208V209H232ZM243 208V209H242ZM257 208H259V209H257ZM186 209V210H185ZM193 209V210H192ZM196 209V210H195ZM211 209H213L212 211H211ZM217 209H218V211H217ZM224 209H225V211H224ZM231 209L233 210V211H231ZM246 211H245V210ZM185 210V211H184ZM196 212H195V211ZM202 210V211H201ZM229 210V211H228ZM178 211H180V212H178ZM192 211V212H191ZM208 211V212H207ZM223 211V212H222ZM250 211V212H249ZM259 211H261V212H259ZM186 214H185V213ZM211 212H213V214L214 215H211ZM220 212V213H219ZM243 214H242V213ZM246 212V213H245ZM252 212V213H251ZM257 212V213H256ZM190 213V214H189ZM200 213V214H199ZM262 213H263V215H262ZM185 214V215H184ZM226 214V215H225ZM241 214V215H240ZM248 214V215H247ZM200 215V216H199ZM228 215V216H227ZM245 215H246V217H245ZM250 215H252V216H250ZM214 216V217H213ZM216 216H218V217H216ZM259 216V217H258ZM199 217H201V218H199ZM205 217V218H204ZM227 217V218H226ZM252 219H251V218ZM187 218V219H186ZM216 220H215V219ZM241 218V219H240ZM247 218H249V219H246ZM214 219V220H213ZM222 219H223V222H222ZM228 219V220H227ZM242 219H243V222H241L242 221ZM202 220V221H201ZM227 220V221H226ZM240 220V221H239ZM252 220V221H251ZM253 220H255V221H253ZM1 221V220H0ZM15 221L18 223V225L21 223L20 221H19V219L17 220L16 218H15ZM226 221V222H225ZM248 221H249V223H248ZM4 221H2V223H3ZM9 222V221H8ZM15 222V223H16ZM20 222V223H19ZM205 222V223H204ZM225 222V223H224ZM240 222V223H239ZM254 222V223H253ZM6 223V222H5ZM4 223V224H5ZM14 223V225H17V223L15 224ZM196 223V224H195ZM222 223V224H221ZM244 223V224H243ZM246 223V224H245ZM7 224V223H6ZM8 224H10V226H12L13 224H12V222L11 223H8ZM225 224V226H223ZM227 224V225H226ZM230 224H231V226H230ZM256 224V225H255ZM0 225H1V222H0ZM21 225V224H20ZM219 225V226H218ZM236 225V226H235ZM1 226H3V227H1ZM0 227H1V229L2 228H4V225L2 224ZM216 226V227H215ZM221 226V227H220ZM227 226V227H226ZM252 226V227H251ZM7 227H9V225L8 226H6L5 225V228H7ZM24 227V226H23ZM207 227V228H206ZM254 227V228H253ZM11 229H13V227H10ZM14 228H17V226L15 227L14 226ZM246 228V229H245ZM252 228V229H251ZM262 228V229H261ZM19 229L20 228H18V230H16V231H18L19 232ZM203 229V230H202ZM220 231H219V230ZM230 229H231V231H230ZM233 229V230H232ZM241 229V230H240ZM250 231H249V230ZM202 230V231H201ZM206 230V231H205ZM223 230V231H222ZM240 230V231H239ZM252 230V231H251ZM7 231H8V229H7ZM7 231L5 230V235H6V233H7ZM12 232H16V231H14V230H11ZM204 231V232H203ZM217 231L219 232V233H217ZM233 231V232H232ZM248 232V233H246V232ZM213 232V233H212ZM225 232V233H224ZM228 232V233H227ZM236 232V233H235ZM252 232V233H251ZM17 233V232H16ZM224 233V234H223ZM251 233V234H250ZM259 233V234H258ZM8 234H10V235H12L13 234V237H14V241H15V239L17 240V242H18V238H17V236L19 237V235H21V230H20V233H18V235L16 234V235H14V233H12L11 234V232H10V230L8 231ZM211 234V235H210ZM213 234V235H212ZM235 234H236V236H235ZM240 236H239V235ZM244 236H243V235ZM262 234V235H261ZM219 235V236H218ZM222 236V238H221V236ZM225 237H224V236ZM230 235H232V236H230ZM242 235V236H241ZM247 237H246V236ZM252 235H253V237H252ZM2 236H4V235H2ZM8 236V235H7ZM22 236V235H21ZM211 236V237H210ZM230 236V237H229ZM239 236V237H238ZM6 237V236H5ZM10 237H12V236H10ZM9 237V239L10 240H12L13 241V238H10ZM231 237H234V238H231ZM240 237H242V239L240 238ZM245 237H246V239H245ZM21 238V237H20ZM228 238V239H227ZM250 238V239H249ZM257 238V239H256ZM4 239V238H3ZM6 239H7V237H6ZM21 239H23V238H21ZM230 239H232V240H236V242H232V240H230ZM10 240H8V241H10ZM228 240V241H227ZM10 242L11 244L10 245H12V244H16V246H17V244H21L22 243V241H19V243H17L16 241V243L15 242ZM218 241H220L219 243H218ZM230 241L233 243V246L235 247V249L234 250H232L233 248H231L232 247V243H230ZM243 241V242H242ZM251 241H252V244H251ZM261 241V242H260ZM21 242V243H20ZM24 242V241H23ZM215 242V243H214ZM226 242L227 243H230L231 244V246L230 245H228V244H226ZM239 242L241 243L240 245H238V247L239 248H237L236 249V247H237V244L236 243H238L239 244ZM254 242H256V243H254ZM22 244H24V243H22ZM22 244L21 245H19V246H22ZM259 244V245H258ZM254 245V246H253ZM257 245H258V247H257ZM223 246V247H222ZM251 246V247H250ZM12 247H13V245H12ZM12 247H10L11 249H12ZM15 247V246H14ZM244 247V248H243ZM247 247H248V249H247ZM16 248V247H15ZM241 248V249H240ZM255 248V249H254ZM263 248V249H262ZM18 249V251L17 252H19L20 250L22 251L23 250V247H19L18 248V246H17V248L16 249H12V251L13 250H17ZM24 249H25V251H27L28 249L27 248H25V245H24ZM27 249V250H26ZM246 249V250H245ZM250 249V250H249ZM253 249V251L251 252V250ZM259 249H260V252H259ZM238 250V251H237ZM247 250H249L248 252H246ZM261 250H262V252H261ZM15 251H13L14 252V254H13V256L15 255ZM24 250H23V252H25ZM241 251V252H240ZM4 252V251H3ZM22 252V253H23ZM240 252V253H239ZM246 252V253H245ZM256 252V253H255ZM258 252V253H257ZM2 253V252H1ZM5 253H7L6 251H5ZM28 253V252H27ZM27 253H24L26 256H27ZM52 253V252H51ZM50 253V254H51ZM18 254H21L20 252L18 253ZM249 254V255H248ZM258 254V255H257ZM259 254L261 255V256H263V261H262V258H260L261 256H259ZM12 255V254H11ZM16 255H17V253H16ZM24 255V258L26 257ZM52 255H53V257H52ZM254 255H257V256H255V258H253L254 257ZM3 256V257H2ZM12 256V257H13ZM20 256V255H19ZM19 256H15L16 258H18ZM31 256H32V254H31ZM30 256V257H31ZM34 256V255H33ZM32 256V257H33ZM252 256V257H251ZM9 256L8 255H0V264H5V262H6V264H8V260H10V263L11 264H14L13 262L14 261H12L11 259H10V257L8 258ZM15 257H13L14 259H15ZM21 257H22V255H21ZM29 258V254H28V258H29V261H28V258L26 259H24V258H18V259H21L20 260V264H29L30 262H34V260H33V258ZM39 257V258H38ZM42 257L43 256H41L40 257V255L39 256H37V258L39 259H37L36 257H34V258H36L38 261L37 262H39V261H44L45 259V257L42 259ZM48 257H50V256H48ZM51 257L52 258H54V257H56V254H55V256H54V253H52L51 254ZM244 257V258H243ZM227 258V257H226ZM252 258H253V260H252ZM258 258H259V260H258ZM3 259V260H2ZM35 259V260H36ZM47 259H49V258H46V260L43 262V263H45L46 261H48L47 263L49 264V262H53L54 263V261L55 262H57V260H55L54 259V261H52L51 260V258L49 259V260H47ZM57 259V258H56ZM17 260V259H16ZM261 261V262H260ZM2 262V263H1ZM36 262V261H35ZM33 263V264H36V263ZM47 263H45V264H47ZM38 264H41V263H38ZM55 264V263H54ZM145 264H148V263H145ZM233 264H238L237 262L236 263H233Z\"/></svg>","mask_w":264,"mask_h":264},{"label":"water","instance_id":"water-1","mask_svg":"<svg viewBox=\"0 0 264 264\" xmlns=\"http://www.w3.org/2000/svg\"><path fill=\"white\" fill-rule=\"evenodd\" d=\"M0 252H2V254H3V255H8V256H10V257H11V254H12V253H11V252H12V249H11V252H9V253H5V252H3V251H1V250H0ZM8 263H10V260H8ZM10 264H11V263H10Z\"/></svg>","mask_w":264,"mask_h":264}]
</instances>
